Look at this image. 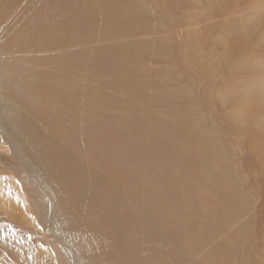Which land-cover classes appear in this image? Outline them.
<instances>
[{"label":"rangeland","instance_id":"obj_1","mask_svg":"<svg viewBox=\"0 0 264 264\" xmlns=\"http://www.w3.org/2000/svg\"><path fill=\"white\" fill-rule=\"evenodd\" d=\"M72 2L65 4L71 3L66 21ZM145 5L149 17L130 23L141 32L124 47L136 45L133 57L122 59L129 69L135 63L123 89L106 90L98 76L93 88L99 94L89 98L84 76L80 101L93 107L99 121L122 123L127 137L110 153L131 173L130 196L156 193L157 201L147 204L154 205L156 224L174 235L171 241L181 237L180 261L187 248L198 263L224 262L225 251L238 253L246 264L264 261V0H147ZM19 10L0 8V14ZM90 45L102 47L96 40ZM102 57L98 52L84 75L97 72ZM3 59L0 46V97L11 87ZM116 70L122 69L113 64L104 73ZM118 77L125 79L123 73ZM19 109L13 101L11 111ZM130 123L150 136L131 131ZM20 137L9 134L0 114V264H60L58 251L68 264H90L67 233L55 231L58 198ZM207 201L216 218L203 216Z\"/></svg>","mask_w":264,"mask_h":264},{"label":"bare ground","instance_id":"obj_2","mask_svg":"<svg viewBox=\"0 0 264 264\" xmlns=\"http://www.w3.org/2000/svg\"><path fill=\"white\" fill-rule=\"evenodd\" d=\"M67 1L0 0L1 10L20 9L14 15L0 14L2 63L8 67L4 76L11 84L0 97V114L9 134L14 138L21 135L24 150L58 198L55 231L67 233L90 264H246L244 257L238 253L230 256L228 251L223 254L224 262L206 259L198 263L188 248L180 261L176 250L182 245L181 237L176 236L178 243L171 241L174 235L156 224L158 215L151 212L154 205L147 204V199L157 201L156 193L152 198L142 193L130 196L127 176L131 173L126 165H116L110 153L127 137L122 123L99 121L93 107H84L80 101L84 76L89 98L99 94L93 88L98 76L108 91L118 86L122 90L127 83V73L135 63L129 69L122 59L133 57L136 45L130 44L129 50L124 47L141 32L130 23L149 17L147 0H72L70 21L64 17L71 7V3L65 5ZM94 40L102 47L91 46ZM82 45L89 46L80 50ZM98 52L103 55L101 68L84 75V69L96 64ZM113 64L122 70L104 73ZM120 73L124 80L118 77ZM13 101L20 106L15 113L11 111ZM128 126L141 136H150L136 124ZM189 188L186 183L185 189ZM206 205L203 216L216 218L209 201ZM225 227L221 225L222 230ZM57 257L60 264H68L61 251ZM249 264L264 261L255 259Z\"/></svg>","mask_w":264,"mask_h":264}]
</instances>
